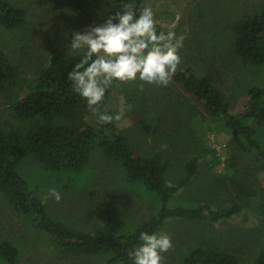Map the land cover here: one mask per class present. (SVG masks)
<instances>
[{"label": "trees", "instance_id": "1", "mask_svg": "<svg viewBox=\"0 0 264 264\" xmlns=\"http://www.w3.org/2000/svg\"><path fill=\"white\" fill-rule=\"evenodd\" d=\"M27 3L28 0H0V193L8 206L26 216L30 230L45 237L44 244L59 251L69 264H74L72 257L82 255L104 258L105 264H132L128 252L141 243L138 237L144 231L167 233L173 246H183L177 237L186 245L195 244L185 249L180 264H244L242 253L251 249L248 240L237 244L229 233L227 245L218 246L210 240L212 231L193 232L191 227L201 220L215 224L241 217L245 208L264 216V141L258 139V133L264 130V82L255 83L259 80L253 77L249 78L250 83L245 82L248 99L243 110L234 113L224 91L217 86L215 59L199 56L196 64L183 59L195 52L191 45L199 40V28H205L211 32L206 40L211 51H216V45L224 47L229 39V60L240 61L249 71L264 66V5L224 27L217 19L222 15L216 8L199 11L198 3L196 13L187 10L175 26L176 36L183 37L179 50L182 62L167 86L139 79L112 82L99 111L123 110L121 120H131L133 134L140 133L146 143L149 140L150 145H145L135 139V134L121 130L120 120L100 121L72 90L68 74L83 53L73 52L68 45L60 48L59 44H69L73 32L61 36L66 41L59 40L57 44L53 39L56 44L41 45L36 50L35 33L38 35V22L43 16L37 14L36 29ZM119 6L120 0H109L105 7L102 0L67 3L71 18L88 25L103 23ZM37 7L41 9L39 0ZM168 16L169 21L176 19L175 14ZM161 19L158 12V31L170 32L159 22ZM217 30L220 31L216 33ZM2 33L12 35L11 40H18L17 44L7 45ZM184 45L190 48L188 52ZM174 84L180 89L176 88L172 95ZM116 89L125 97L122 108L112 105ZM185 93L196 102L191 100L184 106ZM205 112L218 121L205 124V132L200 133L199 117L204 119ZM216 124L230 135L225 150L226 173L215 172L213 161L220 160L217 150L204 142L205 136L218 129ZM96 157L117 167L119 174L109 177L111 188L149 195L144 202L155 212L137 222L135 211L127 203L110 206L113 201L127 202V194L119 195L118 191L114 198L107 194L108 199L101 202V193L91 187L93 178L85 183L92 176L83 178L85 172L93 169ZM206 157L209 159L204 170ZM27 159L40 165L46 175L61 179L54 180L53 187L65 188L68 194L77 188L84 191L83 198L86 195L91 201L100 202H88L85 216L90 223L100 221L101 229L88 230L90 224L83 220L80 225L57 215L61 213L43 198L42 192L47 190L41 176L24 174L22 166ZM176 163L180 166L174 167ZM64 175L69 180L64 181ZM227 178L233 186H228ZM219 192L224 196L223 202L217 197ZM132 201L138 208V198L132 196L129 202ZM171 229L180 235H171ZM235 233L245 234L243 229ZM261 243L248 264H264V241ZM20 257L21 248L16 242L0 238L2 264H19Z\"/></svg>", "mask_w": 264, "mask_h": 264}, {"label": "rangeland", "instance_id": "2", "mask_svg": "<svg viewBox=\"0 0 264 264\" xmlns=\"http://www.w3.org/2000/svg\"><path fill=\"white\" fill-rule=\"evenodd\" d=\"M28 1H29V3H27L28 10L30 12V17L33 18V24L35 25L36 29H37V14H42L43 16V19L38 22V25L41 26V28H38L39 30L38 35H37V31L35 33V40L37 39V44H36L37 46L35 44L34 45L36 50L37 47L52 45L53 43H55L53 39H55L58 44L59 40L60 42L66 41L61 36L68 35L69 33L75 31H85L90 26H93V24L88 25V24L80 23V21H74V19L71 18V13L67 7V3L69 0H39L41 9L37 7V0H28ZM102 2L105 7L108 4L109 0H102ZM149 2L152 5L155 15L158 12L160 15H162L163 19H161L159 22L164 27L169 29L171 32H174L177 22L184 16V14L187 15V10L196 13L197 11L196 8L198 3H199V11L206 10V7H213L214 9L216 8V11L222 15L219 16L217 19L221 24L225 25L224 27L231 25L235 21V19L239 18L243 14L254 10L256 7L264 5V0H149ZM169 13L175 14L176 19L169 21L171 19V17L168 16ZM193 13H189V15L191 16ZM91 20H95V19L91 18ZM219 31L220 30H217L215 32L217 33ZM4 32L14 33V31H4ZM210 34L211 32L208 29L199 28V40L197 38L196 44L191 45V47L194 49L195 52L191 53L187 58L183 59V62L196 64L200 60L199 56L215 59L217 63L213 73L217 74V76L215 75L216 80L218 82L217 86L222 88V90L224 91V95H226V98L229 99V102L232 104V111L234 113H238L241 110H243L244 104L248 99V95H246L244 91V86L247 83H250L249 82L250 77L259 80V81L254 80L255 83L257 82L259 83L262 80L264 82V66L257 67L259 69L251 68V71H249L246 69V66H244L240 61L236 62L233 59L229 60L228 58L230 55H227L228 51L230 53L229 39H227L226 45L224 47H220L219 45H216V51H211L210 50L211 47H209L207 44V41H209L208 36ZM2 35L7 40V41L3 40L7 43V45L8 43L11 45L17 44L18 40H11L13 38L12 35L3 34V33ZM201 37L205 39L201 40ZM67 45L68 44H59V47L63 48V47H67ZM184 47L187 48V45H184ZM213 49L215 50V48ZM189 50L190 48L188 47L185 52H188ZM260 70L262 71V73L259 72ZM254 82L251 81V83ZM172 86H174L175 88L172 89L171 88ZM172 86L170 88L173 90L172 91V95H173L176 91V88L180 89V87L177 84H174ZM124 100L125 97L122 93H120L119 89L113 91L112 105L115 108H119V106L120 108H122L125 105ZM191 100L196 102L195 98H193L190 94L185 93L183 99L184 106L185 105L188 106ZM134 102H133L134 103L133 109L136 108V103H137L136 101ZM199 118L202 121L199 123V126L201 125L200 133L205 132L206 129H203L205 124L210 125L213 123V121H218L216 119L214 120L208 114V112H205L206 119L205 118L203 119L202 117ZM118 126L120 127L121 130H127V133L130 135L135 134L134 136L136 140L143 142L145 145H150L149 140L146 143L144 140L141 139L140 133L134 132L133 134V130L130 129V127H132L131 120L123 121L120 119V124H118ZM215 126H218V129L214 132L209 133V135L205 136L204 142L206 145L212 146L217 150L216 156L220 160L213 161V164H216L214 165L215 172L226 173V166L224 163V160L226 158L225 150L227 149L226 142L229 139L230 135L221 129L222 125L219 126L218 124H216ZM258 139L262 142L264 141L263 129L260 130V132L258 133ZM157 145H159V142L157 143ZM207 159L209 158L206 157L204 170H206L207 168V162H208ZM179 166L180 163H176L174 167H179ZM22 169L25 175H29L31 177L34 175L35 178H38L39 175L41 176V179L44 182L43 183L44 186L43 185L42 186L47 190L42 192L43 198L46 200L47 204L50 207L55 208L56 211L61 213L57 215L67 217L68 219H70V221H72V223L77 222L80 225L83 224L82 222L83 220L88 225L90 224L88 230L99 231L101 229L102 223L100 221L99 223L96 224L94 222L90 223L91 220H88L87 216H85L87 208L90 206V203L88 202H96V201H91L89 197H87L86 195L83 198L84 191H80L77 188H73L70 189L71 194H68L66 192L67 189L65 188L60 190L59 187H53L52 186L53 181L61 180V179L53 174L51 176L50 174L46 175V173L42 171L40 165H38L31 159L25 160ZM117 174L119 173L116 165L108 164L100 160L98 157H96L95 162L93 163V169L85 172L83 178L87 176H92L89 177L87 179V182L85 183L88 184L89 181L93 178L91 182L94 183L91 184L92 185L91 187L95 186V188L101 193V202H105L108 199L107 194H109L113 198L117 191L119 195L127 194L128 196L127 202L113 201L110 206L117 205V203L119 204V206H122L127 203V207L135 211V215H136L135 218L137 222L146 220L152 213L155 212V210L150 209L149 203L144 202V198L149 197V195L145 194L144 197L140 191L123 192L120 191V188L119 189L111 188L109 186L110 185L109 177L116 176ZM64 176H66L64 177L65 178L64 181H65L68 178L67 175ZM225 180L228 181V186H233V182L231 180H229L228 178ZM263 181H264V177H263ZM78 183H80V181ZM53 188L56 189L61 195V199L59 201H57L54 197H51L49 195V190ZM181 192H184V190L183 191L181 190ZM235 193L236 190L232 192V196H235ZM132 196H136L138 198L139 200L138 208H136L133 205V201L129 202V199ZM217 197L219 198L220 202L224 201V196L220 192L217 194ZM96 203L99 204L100 202H96ZM81 205H83L82 208H80ZM70 206H71V210H70ZM156 206L157 204L155 205V209ZM245 209L246 210L243 209L242 213L240 214L241 217L237 216L229 221L218 222L215 224H210L209 220H201L198 221V223L193 224L191 228L193 229V232H199V233H203L205 230L207 232L212 231L214 236L210 240L212 243L218 246L227 245L225 239L227 238L229 233L231 234V238H234V242L235 240L238 241L237 244L239 242L246 244L248 240L251 249H249L247 253H245V250L244 253H242L244 264H248L249 261L253 258L252 256H254L255 253L254 249L257 247V245L259 247L260 244H262L261 241H264V216H261V213H257L251 208H245ZM133 221H134V217L130 219L131 223ZM176 224L182 226L181 223H176ZM186 226L189 225L187 224ZM239 229H243L245 234L239 235L238 233H235ZM226 232L228 233L226 234ZM169 233L174 236L180 235V233L176 229H171ZM233 234H237V235H233ZM251 236L253 237L251 238ZM4 237H7L12 241L16 242L18 246L21 248V257L19 264H69V261L64 255H62L55 248H50L46 244H44L45 237L40 238L37 235V232L30 230L27 217L14 212L4 201V197L2 193H0V238H4ZM177 239L183 244V246L177 244L172 246V248H170L167 252L162 253L163 264H180V261L184 256L185 249L195 245L192 242L186 245L184 244L181 238L177 237ZM241 243L240 246H242ZM72 260L74 261V264H105L106 263V260L104 258L90 257V256L86 257V255L74 256L72 257ZM0 264L2 263L0 262Z\"/></svg>", "mask_w": 264, "mask_h": 264}, {"label": "clouds", "instance_id": "3", "mask_svg": "<svg viewBox=\"0 0 264 264\" xmlns=\"http://www.w3.org/2000/svg\"><path fill=\"white\" fill-rule=\"evenodd\" d=\"M182 46L183 37L158 31L149 0H120L119 9L103 23L71 34L69 49L83 54L68 79L100 121L120 120L123 110L99 111L112 82L139 79L167 86L181 63ZM49 195L61 199L54 188ZM138 239L141 243L128 252L132 264H163L162 253L173 246L164 232H140Z\"/></svg>", "mask_w": 264, "mask_h": 264}]
</instances>
